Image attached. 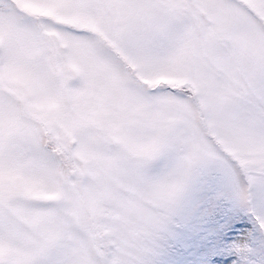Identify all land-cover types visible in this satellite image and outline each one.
I'll return each instance as SVG.
<instances>
[{"label": "snow or ice", "instance_id": "obj_1", "mask_svg": "<svg viewBox=\"0 0 264 264\" xmlns=\"http://www.w3.org/2000/svg\"><path fill=\"white\" fill-rule=\"evenodd\" d=\"M0 264H264V0H0Z\"/></svg>", "mask_w": 264, "mask_h": 264}]
</instances>
